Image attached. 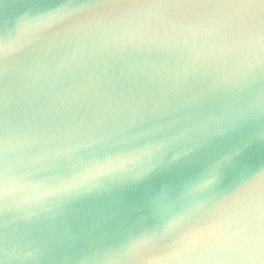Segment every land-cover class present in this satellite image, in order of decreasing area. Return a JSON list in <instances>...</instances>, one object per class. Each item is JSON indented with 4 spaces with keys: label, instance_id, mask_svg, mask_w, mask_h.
<instances>
[{
    "label": "water",
    "instance_id": "water-1",
    "mask_svg": "<svg viewBox=\"0 0 264 264\" xmlns=\"http://www.w3.org/2000/svg\"><path fill=\"white\" fill-rule=\"evenodd\" d=\"M258 3L0 0V264H264Z\"/></svg>",
    "mask_w": 264,
    "mask_h": 264
},
{
    "label": "clouds",
    "instance_id": "clouds-1",
    "mask_svg": "<svg viewBox=\"0 0 264 264\" xmlns=\"http://www.w3.org/2000/svg\"><path fill=\"white\" fill-rule=\"evenodd\" d=\"M214 179H215V177H213V176L203 177L197 184H195L192 187V192L196 193V192L206 190L207 188H209L213 184Z\"/></svg>",
    "mask_w": 264,
    "mask_h": 264
},
{
    "label": "snow or ice",
    "instance_id": "snow-or-ice-1",
    "mask_svg": "<svg viewBox=\"0 0 264 264\" xmlns=\"http://www.w3.org/2000/svg\"><path fill=\"white\" fill-rule=\"evenodd\" d=\"M261 7H264V0H259V3H258ZM253 5H256V4H252V3H249L247 6H253ZM193 6H199V5H193Z\"/></svg>",
    "mask_w": 264,
    "mask_h": 264
}]
</instances>
